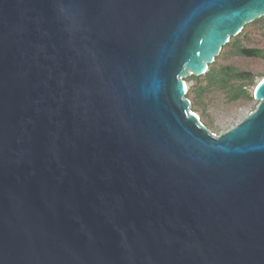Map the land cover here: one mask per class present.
<instances>
[{"label": "water", "instance_id": "95a60500", "mask_svg": "<svg viewBox=\"0 0 264 264\" xmlns=\"http://www.w3.org/2000/svg\"><path fill=\"white\" fill-rule=\"evenodd\" d=\"M264 0H0V264H264V79L215 137L204 75Z\"/></svg>", "mask_w": 264, "mask_h": 264}, {"label": "rangeland", "instance_id": "374dc122", "mask_svg": "<svg viewBox=\"0 0 264 264\" xmlns=\"http://www.w3.org/2000/svg\"><path fill=\"white\" fill-rule=\"evenodd\" d=\"M229 42L231 45L222 47L208 69L231 66L237 71L249 74L252 83H248L245 90L252 96L251 100L230 101L225 91L215 87L208 88L200 97H196V92L206 86L202 77L194 79L188 73V76L183 78L187 87L185 98L190 102V112L194 113L206 130L215 137L237 126L254 112L258 105L253 98L252 90L259 81L264 79V60L236 55L233 52L237 48L264 50V18L245 25L243 30Z\"/></svg>", "mask_w": 264, "mask_h": 264}, {"label": "trees", "instance_id": "16d2710c", "mask_svg": "<svg viewBox=\"0 0 264 264\" xmlns=\"http://www.w3.org/2000/svg\"><path fill=\"white\" fill-rule=\"evenodd\" d=\"M228 45H231L230 42H228V44H226L225 46ZM233 53L240 56L255 57L264 60V50L261 49L237 48V50ZM199 77H202V80L206 83V86L196 92V97H200L208 88L215 87L216 89H219L223 92L225 91L229 95L230 101H235L238 99H252V96L248 95L245 90V87L248 85V83H252V79H250L249 74L237 71L231 66H222L218 69L210 67L204 73V75ZM199 77L192 76L191 78L197 79ZM242 81L246 82L244 83Z\"/></svg>", "mask_w": 264, "mask_h": 264}, {"label": "bare ground", "instance_id": "6f19581e", "mask_svg": "<svg viewBox=\"0 0 264 264\" xmlns=\"http://www.w3.org/2000/svg\"><path fill=\"white\" fill-rule=\"evenodd\" d=\"M259 82H260V81H259ZM259 82H258V83H259ZM258 83H257V84H258ZM183 87H184V92H186V91H187V87H186V85L183 84ZM193 114H194V113H193ZM194 115H195V114H194ZM195 116H196V115H195ZM196 117H197V116H196ZM197 118H198V117H197Z\"/></svg>", "mask_w": 264, "mask_h": 264}]
</instances>
